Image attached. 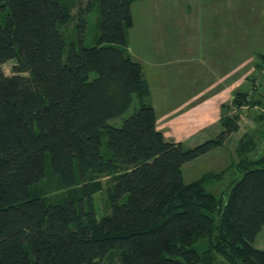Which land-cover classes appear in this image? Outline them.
Returning <instances> with one entry per match:
<instances>
[{
    "label": "trees",
    "instance_id": "trees-1",
    "mask_svg": "<svg viewBox=\"0 0 264 264\" xmlns=\"http://www.w3.org/2000/svg\"><path fill=\"white\" fill-rule=\"evenodd\" d=\"M140 1H90L99 32L87 46L83 10L79 38L67 43L62 27L72 15L61 0H0V264H112L114 256L118 264H217L218 256L264 264L254 245L264 228L255 140L241 138L233 164L241 177L221 196L207 186L224 170L191 183L183 173L240 130L230 112L264 107L253 98L257 80L223 105L216 138L193 148L165 140L143 65L128 51ZM10 61L13 76L3 70ZM133 107L120 127L110 124ZM49 170L66 190L62 202L37 190ZM105 176L114 183L99 217L94 196Z\"/></svg>",
    "mask_w": 264,
    "mask_h": 264
},
{
    "label": "rangeland",
    "instance_id": "rangeland-1",
    "mask_svg": "<svg viewBox=\"0 0 264 264\" xmlns=\"http://www.w3.org/2000/svg\"><path fill=\"white\" fill-rule=\"evenodd\" d=\"M70 1L61 0L70 9L72 15V21L62 27L67 43L73 40L77 41L79 38L78 32L76 33V26L79 21V15L83 10L85 18L88 21V27L85 30V34H83V41L85 45L91 46L94 44L93 37H96L99 32L96 27L98 6H92L93 8L87 10V8L89 9L90 1L95 0ZM188 6H191L192 9ZM164 9L167 12L166 14L164 13ZM132 10L135 26L134 29L128 32V41L131 52L133 51L131 55L135 61L147 67L149 83L156 95V103L159 107V109L157 108L158 115L167 113V110H172L176 106L183 105L185 103L184 96L188 95L189 92L194 93L201 82L200 76L188 75L189 71H194V74L200 72L201 69L197 67V62L187 59L183 60L182 65L180 64L182 67V76L180 77L182 79L180 77L177 79L180 81L179 89L181 91L176 96H173L174 91H172L169 95L170 98H164L162 90L172 88L174 86L172 84L174 78L163 69L162 78L159 79L156 73L158 67L161 65L159 62L161 54L157 52L145 53L141 48L143 41H150V45L155 44L160 29L166 32L173 29L178 30L179 26L182 29V34L197 31L206 36L210 31L216 35L227 32L230 50L216 53L214 55L216 62L225 61L229 57L230 67L234 63V67L231 69L237 68V66L243 63V66L239 68L240 78L243 77V80L246 82V88L250 89L252 85L248 79L255 77L257 84L254 87L256 91L253 94V98L264 102V65L261 71L258 68L262 64L259 54L264 53V0H146L135 2ZM160 17L162 18V24L160 25L162 28L158 27ZM5 20V17H3V22ZM145 28L151 33L143 38V30ZM153 32L155 33L152 34ZM203 38L205 39V37ZM167 55L169 54H163V57L165 58ZM15 66L16 61L6 63L3 66L5 74L7 76L15 75L13 71ZM154 72L156 73L151 78L149 74ZM133 111L134 107L124 116L110 121V124L120 127L124 119ZM263 112L264 107H258V109L244 107L241 110L230 112L234 116L239 114L240 130L226 140L223 148L217 149L209 156L184 165V182L191 183L206 174L219 173L224 170L225 172L220 180L214 181L207 186L210 192L221 196L225 186L232 179L239 176L238 170L233 164L238 162L237 147L245 134L256 142L257 150L254 154L259 156L264 154V119L259 118L261 113L264 115ZM222 130L220 121L214 120L209 126L200 127L193 135H190V138H185L187 134L172 132L169 139L170 141L181 139L180 141H183L182 143L186 147L193 148L209 139L216 138ZM103 139L106 142V138ZM104 149H106V145ZM100 182L102 183V190L94 196V200L97 214L99 217H102L103 213L109 211V194L114 180L111 177L105 176L100 179ZM34 190H36V187ZM37 190L41 191V197L47 198L48 201L53 203H58L57 201L62 202L66 195V190L61 187L58 178L51 174L50 170L47 172L45 180L37 187ZM254 245L256 248L264 250V228L257 236ZM112 264H118L117 257L114 256ZM217 264L230 263L223 257L218 256Z\"/></svg>",
    "mask_w": 264,
    "mask_h": 264
},
{
    "label": "crops",
    "instance_id": "crops-1",
    "mask_svg": "<svg viewBox=\"0 0 264 264\" xmlns=\"http://www.w3.org/2000/svg\"><path fill=\"white\" fill-rule=\"evenodd\" d=\"M188 7L192 9L191 6ZM164 13H167L165 12V9ZM162 18L160 17L159 19V28H162L160 27L162 24ZM134 26L132 29H134ZM149 33L151 32L145 28L143 30V38L147 34L149 35ZM154 33L155 32L152 34ZM157 36L155 44L150 45V41H143L141 48L145 53L157 52L161 54L159 57L161 65L158 67L157 73L154 72L149 74L151 78H153L156 73L157 77L161 79L163 69L174 78L172 83L174 86L170 89L166 88L162 90L164 98H170L169 95L172 91H174L173 96L180 93V81L177 79L182 76V67L180 64L183 60L187 59L197 62V67L201 69L198 74H194V71L188 72V75L200 76L201 82L195 89L196 91L194 93L189 92L188 95L184 96L185 103L174 107L172 110L169 109L170 111L167 110V113L158 115L157 108L159 109V107L156 103V95L149 83L147 67L143 65L145 77L151 89V102L157 114V129L163 133L165 140L169 142H183L180 141L181 139L178 141H170L169 137H171V133L180 132L187 134L185 138H190V135H193V133H195L200 127L204 128L209 126L214 120L220 121L223 114V105L231 104L235 93L246 88L245 80H243V77L240 78L239 75V68L243 66V63L237 66V68L231 69L234 67V63L230 67L229 57L225 61L216 62L214 56L216 53H223L224 50H230L229 35L227 32L225 34L222 32L221 34L216 35L214 32L210 31L206 36L197 31L182 34V29L179 26L178 30L173 29L166 32L160 29ZM203 37H205V39ZM128 51L130 55L133 52H131L129 41ZM163 54L169 55L164 58Z\"/></svg>",
    "mask_w": 264,
    "mask_h": 264
}]
</instances>
